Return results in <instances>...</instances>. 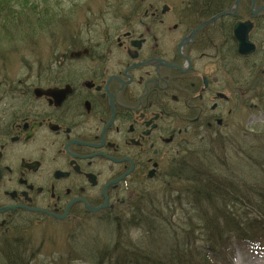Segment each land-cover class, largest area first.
Returning <instances> with one entry per match:
<instances>
[{"label": "flooded vegetation", "instance_id": "flooded-vegetation-1", "mask_svg": "<svg viewBox=\"0 0 264 264\" xmlns=\"http://www.w3.org/2000/svg\"><path fill=\"white\" fill-rule=\"evenodd\" d=\"M143 1L88 11L38 65L1 78L0 247L42 225L122 231L152 217L203 143L248 127L263 56L238 54L232 26L251 0L201 27L236 0Z\"/></svg>", "mask_w": 264, "mask_h": 264}, {"label": "rangeland", "instance_id": "rangeland-1", "mask_svg": "<svg viewBox=\"0 0 264 264\" xmlns=\"http://www.w3.org/2000/svg\"><path fill=\"white\" fill-rule=\"evenodd\" d=\"M130 1L135 0L126 2L122 0L124 2L122 9H125ZM108 3H112V0H12V9L16 13H27L31 23L30 28H26L23 26L26 25L27 18H23L21 22L15 20L10 28L11 33L0 28V80L4 75L11 76L23 72L25 70L23 67L38 65L40 57L45 58L49 55V50L54 47L57 37H69L70 24L83 18L88 11L94 13L90 15L92 17H105ZM136 3L144 6L147 1L136 0ZM263 5L264 3L253 9ZM100 11L101 15H98ZM221 12L222 10L218 13ZM243 12H246V9ZM262 13L263 11L259 12V14ZM252 37H264V18L259 23L255 22ZM254 59L258 60L256 56ZM259 63L263 69L264 56ZM253 74L254 70H250V84L257 81L262 83L256 87L257 89L250 91V103L256 106L249 110V124L244 129L245 132H242L241 124H238V127L232 129L234 136L228 141L219 138L216 142L207 145L213 147L212 150L216 153L214 156L227 152L230 156L227 169H236L246 179L257 172V167L260 169L259 166L253 165V162L258 159L257 152L264 144V102L259 103L260 98H257L260 86L264 85V74H260L261 78L257 77V81H254ZM219 140L225 142V145L228 144L227 150L220 148ZM204 145L203 143L202 148ZM190 161L193 163V159ZM238 161L241 165H237ZM186 187L185 177L173 185L174 200L169 211L168 208L165 209L168 214L166 213L167 217L164 221H169V225L167 232L164 231L163 234L156 229L149 232L148 225L142 228L129 225L128 230L117 232L112 226L99 224L94 219L85 220L80 228H75L73 232H66L60 227L42 225L34 227L29 235H26L30 242L27 250L22 254H17L21 250L12 254L11 248L0 247V264H127L123 258L138 256L140 249H146L153 256L167 259L172 255L173 249L183 247L179 236L182 238L186 221L194 216L192 206L190 207L184 192H181L178 198L175 197L178 194L175 190ZM156 198L161 197L158 195ZM162 213L164 214V210ZM157 221L160 222V218ZM174 228L176 230L170 233V230ZM188 241H190L189 250H191L189 259L193 263L202 264L207 255L205 251L208 249L209 242L196 233L195 237H189ZM258 241L264 244L263 239ZM223 242L226 247L220 250L212 248V251H209L211 261L218 264H252L250 260H258L264 264V250L260 246L228 236L223 237ZM238 251L241 252L238 253ZM9 254L14 257V260L10 259L11 262L7 260ZM239 256L244 259L242 260Z\"/></svg>", "mask_w": 264, "mask_h": 264}, {"label": "trees", "instance_id": "trees-1", "mask_svg": "<svg viewBox=\"0 0 264 264\" xmlns=\"http://www.w3.org/2000/svg\"><path fill=\"white\" fill-rule=\"evenodd\" d=\"M12 8V0H0L1 30L6 29L11 33L12 23L15 20L21 22L23 18L28 19L23 27L30 28L31 19L28 14L16 13ZM34 18L37 19V17ZM263 18L264 15L257 18L256 22L259 23ZM260 54L264 56L263 52ZM257 94V98H260L259 101L264 102L262 99L264 98V87ZM219 141L221 142V144L218 143L220 148L227 150L228 144L225 145V142ZM212 148H202L193 158V163L186 167L185 183H187V187L175 190L179 194L175 195L176 198L182 194L181 192H184L194 212V216L186 221L182 238L179 236L183 247L173 249L172 255L167 259L153 256L146 249H140L138 256H133L132 259L123 258L127 264H196L189 259L191 250H189L190 241H188L189 237H195V233L206 238L210 251L212 248L219 250L225 246L224 236L255 244L262 243L258 239L264 240V144L257 152L258 159L253 162V165L259 166L260 169L257 167V172L251 174L247 179L241 176L236 169H227L230 159L227 152L214 156L216 153ZM197 165L200 167H194ZM237 165H241V163L238 161ZM172 191L168 192L169 194L166 193V197H161L154 202L152 217L139 214L132 218L131 222L137 226H146L149 225V220H152L151 226L148 228L149 232L155 229L160 234H163L164 231L167 232L169 221H164L168 214L165 209L168 208L169 211L174 200ZM162 210H164V214ZM158 218H160V222L157 221ZM175 230V228L170 230V233ZM227 230L228 232H226ZM206 252L208 251L206 250ZM10 259L14 260L13 255L7 256V260ZM202 264H212V262L205 256Z\"/></svg>", "mask_w": 264, "mask_h": 264}, {"label": "water", "instance_id": "water-1", "mask_svg": "<svg viewBox=\"0 0 264 264\" xmlns=\"http://www.w3.org/2000/svg\"><path fill=\"white\" fill-rule=\"evenodd\" d=\"M251 1H252L251 14L257 15L260 11H264V5L257 8V9H253V5H254L255 0H251ZM237 4H238V0L235 1V5H234L235 8L237 7ZM227 13H231V14L235 15L236 11L231 12L230 10H225L221 13H218L217 15L212 17L211 19L204 21L200 26L205 25L206 23L213 21L217 17L224 15V14H227ZM252 27H253V23L250 20L237 21L232 27L233 37L237 41V52L239 54H251L255 50L254 43L249 40V32L251 31ZM88 208L90 209V207H88Z\"/></svg>", "mask_w": 264, "mask_h": 264}, {"label": "bare ground", "instance_id": "bare-ground-1", "mask_svg": "<svg viewBox=\"0 0 264 264\" xmlns=\"http://www.w3.org/2000/svg\"><path fill=\"white\" fill-rule=\"evenodd\" d=\"M29 240H26V243L24 244V246L22 245V247L21 246H8L7 247V249L8 248H11L10 249V251L12 252V254H13V252H18L19 250H21L20 252H18L17 254H19V253H23V252H25L26 250H27V247H28V245H29ZM9 255H11V254H9ZM240 258L243 260L244 259V257H241L240 256ZM250 262H252V264H263L261 261H258V260H255V261H252V260H250Z\"/></svg>", "mask_w": 264, "mask_h": 264}]
</instances>
